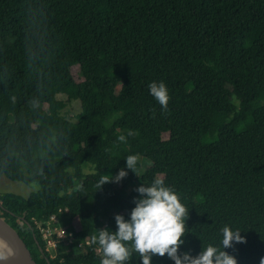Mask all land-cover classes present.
<instances>
[{"label": "trees", "instance_id": "trees-1", "mask_svg": "<svg viewBox=\"0 0 264 264\" xmlns=\"http://www.w3.org/2000/svg\"><path fill=\"white\" fill-rule=\"evenodd\" d=\"M153 81L169 90L166 113ZM73 102L76 119L65 112ZM129 155L139 176L126 168ZM121 168L125 179L97 189ZM2 175L41 184L27 198L0 192V216L38 264H100L92 236L117 231L115 215L130 219L135 189L156 178L189 211L181 255L222 249L229 226L247 243L225 251L260 264L264 0H0ZM54 214L72 241L52 257L39 225ZM125 264L142 260L133 253ZM152 264L175 262L154 255Z\"/></svg>", "mask_w": 264, "mask_h": 264}, {"label": "clouds", "instance_id": "clouds-1", "mask_svg": "<svg viewBox=\"0 0 264 264\" xmlns=\"http://www.w3.org/2000/svg\"><path fill=\"white\" fill-rule=\"evenodd\" d=\"M150 94L161 105L163 111H168L170 101L169 90L166 84L161 81H153L148 85ZM17 97L11 96L13 104ZM32 108L40 107L38 99L30 101ZM136 133L128 131V136ZM119 142H127L124 135L118 136ZM126 168L138 175L137 155H129L126 158ZM128 172L121 168L116 176L101 175L97 182V189L103 185L125 179ZM139 176V175H138ZM83 190V184L77 186ZM140 196L134 199L135 207L130 213V219H125L123 215L117 214L114 219L117 231L109 229L97 230V235L92 236V243L98 244L102 252L100 264H125L132 257L133 253H138L142 264H152V257L167 255L175 264H238L234 255L229 254L225 249L233 248L234 244L247 243L246 237L241 235L240 230H233L229 226H224L222 232V249L209 244L195 257L189 253L180 254V247L184 243L185 217H189V211L177 193L165 185L161 178L153 180L150 186H142L135 189ZM131 246V250L130 247ZM12 259V252L0 250V262L9 264ZM260 264H264V257L260 259Z\"/></svg>", "mask_w": 264, "mask_h": 264}, {"label": "rangeland", "instance_id": "rangeland-1", "mask_svg": "<svg viewBox=\"0 0 264 264\" xmlns=\"http://www.w3.org/2000/svg\"><path fill=\"white\" fill-rule=\"evenodd\" d=\"M79 104L80 103L78 102L71 103L65 111L66 114L71 115L72 117L76 119L81 113V106ZM83 170L85 173H91L93 172V166H91L89 163H85L83 164ZM40 187H41V184L37 181H33L28 184V183H24L20 181L11 180L6 175H2L0 179V192L1 193L10 192V193L22 195L27 198L32 192L39 190ZM57 224H58V221H57ZM69 244H71L69 240L64 241V246H69ZM49 250H50L49 253L52 256H54L61 251V246L49 247Z\"/></svg>", "mask_w": 264, "mask_h": 264}, {"label": "built area", "instance_id": "built-area-1", "mask_svg": "<svg viewBox=\"0 0 264 264\" xmlns=\"http://www.w3.org/2000/svg\"><path fill=\"white\" fill-rule=\"evenodd\" d=\"M54 214L51 216V220L47 226L40 224L39 227L43 233V237L46 241V248L50 252L49 247L61 246V242L65 240L72 241L70 236L72 235L71 231H68L65 224L60 220V217ZM58 221V224H57ZM81 244L78 245L80 247ZM76 249H78L76 247ZM58 254V253H57ZM56 254V255H57ZM51 255V254H50ZM56 255L52 256L55 257Z\"/></svg>", "mask_w": 264, "mask_h": 264}, {"label": "water", "instance_id": "water-1", "mask_svg": "<svg viewBox=\"0 0 264 264\" xmlns=\"http://www.w3.org/2000/svg\"><path fill=\"white\" fill-rule=\"evenodd\" d=\"M0 234L6 237L18 250L25 264H38L26 242L17 230L0 216Z\"/></svg>", "mask_w": 264, "mask_h": 264}, {"label": "bare ground", "instance_id": "bare-ground-1", "mask_svg": "<svg viewBox=\"0 0 264 264\" xmlns=\"http://www.w3.org/2000/svg\"><path fill=\"white\" fill-rule=\"evenodd\" d=\"M0 250L12 252V259L9 261V264H25L24 260L22 259L16 247L6 237H4L1 234H0ZM0 264H4V262H0Z\"/></svg>", "mask_w": 264, "mask_h": 264}]
</instances>
